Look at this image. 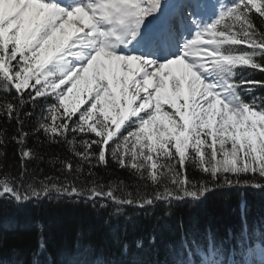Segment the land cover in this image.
<instances>
[{"label": "snow or ice", "instance_id": "snow-or-ice-1", "mask_svg": "<svg viewBox=\"0 0 264 264\" xmlns=\"http://www.w3.org/2000/svg\"><path fill=\"white\" fill-rule=\"evenodd\" d=\"M250 70L264 73V0H0V116L16 124L11 136L0 127V149L20 146L19 176L0 177V200L21 206L53 193L94 207L109 200L114 216L163 202L170 216L173 201L198 202L212 190L190 180L188 167L227 186L242 175L264 179V96L256 95L264 81L250 79ZM33 116L35 133L68 143L79 158L63 161L62 171L87 166L91 175L115 163L156 190L134 194L95 180L28 183L27 162L42 159L26 146L25 118ZM248 231L245 221L241 236ZM262 237L253 228L246 247L226 249L210 233L206 244L185 234L178 248L166 247L179 257L173 264H250L249 251H264ZM114 243L122 259L77 241L59 264H169L159 259L155 233L131 242L117 235ZM46 249L41 238L30 264H45L41 256L54 264ZM12 255L0 264H25L16 249Z\"/></svg>", "mask_w": 264, "mask_h": 264}, {"label": "trees", "instance_id": "trees-1", "mask_svg": "<svg viewBox=\"0 0 264 264\" xmlns=\"http://www.w3.org/2000/svg\"><path fill=\"white\" fill-rule=\"evenodd\" d=\"M255 22L257 27L262 26L258 15ZM247 75L250 79L264 81V73L258 70H250ZM256 95L264 96V90L258 88ZM5 96V93L0 92V101ZM7 98L11 99L10 96ZM37 123L35 116L25 118L24 130L29 133L26 146L42 157L27 162L28 183L39 187L41 182L51 181L83 187L91 185L95 180L105 186L117 184L124 192L134 194L150 195L156 190L150 181L140 180L134 173L118 167L115 163H110L107 167L100 165L92 168L91 175L88 174L87 166L81 173L70 174L62 171L63 161L71 160L75 164L79 158L73 155L68 143L50 142L43 133H35L33 130ZM0 127H6L9 136L16 134L15 122L9 123L2 116ZM19 150L20 146L14 141H10L6 149H0L5 153L0 156V177L19 176ZM187 175L196 184L207 185L212 190L198 202L173 201L170 216L164 215L166 205L163 202H157L154 207L144 209L125 207L119 216H114L117 205L109 200H97L95 207L92 201L57 197L54 193L51 197L21 206L0 200V257L11 261L12 250L16 249L18 258L23 259L25 264H30L32 253L37 250L42 238L46 242L47 254H50L54 264H59L62 252L71 257L77 241L81 245L91 244L97 254L102 251L105 258L119 260L122 257L120 248L114 243L115 236L119 235L131 242L136 237L147 238L155 233L161 242L159 259L172 260L169 264H173L179 257L174 251H169L166 245L178 248L182 235L186 234L189 241L206 244L205 238L210 233L217 242L223 241L226 249H231L246 246L253 228H258L260 233H264V188L252 186L264 185V179L242 175L239 177L240 184L227 186L223 180H214L208 173L196 167H188ZM243 181L250 183L245 184ZM214 184L223 186L213 187ZM101 204L104 206L101 207ZM245 221L249 231L247 236L242 237L241 231ZM252 240L254 241L255 237H252ZM40 259L46 264L45 256ZM236 259L239 260L240 257Z\"/></svg>", "mask_w": 264, "mask_h": 264}, {"label": "rangeland", "instance_id": "rangeland-1", "mask_svg": "<svg viewBox=\"0 0 264 264\" xmlns=\"http://www.w3.org/2000/svg\"><path fill=\"white\" fill-rule=\"evenodd\" d=\"M262 262H264V253L258 250L255 254L252 255L250 264H262Z\"/></svg>", "mask_w": 264, "mask_h": 264}, {"label": "bare ground", "instance_id": "bare-ground-1", "mask_svg": "<svg viewBox=\"0 0 264 264\" xmlns=\"http://www.w3.org/2000/svg\"><path fill=\"white\" fill-rule=\"evenodd\" d=\"M176 255V254H175ZM172 260H169L168 262L170 263Z\"/></svg>", "mask_w": 264, "mask_h": 264}]
</instances>
